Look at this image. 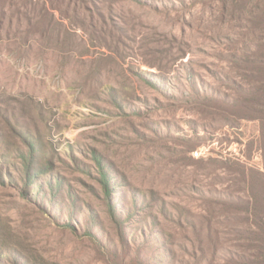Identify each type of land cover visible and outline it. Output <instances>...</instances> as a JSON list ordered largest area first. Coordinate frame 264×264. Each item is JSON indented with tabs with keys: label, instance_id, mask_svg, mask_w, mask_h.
Masks as SVG:
<instances>
[{
	"label": "rangeland",
	"instance_id": "374dc122",
	"mask_svg": "<svg viewBox=\"0 0 264 264\" xmlns=\"http://www.w3.org/2000/svg\"><path fill=\"white\" fill-rule=\"evenodd\" d=\"M263 124L264 0H0V264H244Z\"/></svg>",
	"mask_w": 264,
	"mask_h": 264
},
{
	"label": "trees",
	"instance_id": "16d2710c",
	"mask_svg": "<svg viewBox=\"0 0 264 264\" xmlns=\"http://www.w3.org/2000/svg\"><path fill=\"white\" fill-rule=\"evenodd\" d=\"M260 117V111L255 107L249 109L246 116L242 118L261 121ZM257 151L262 159L263 170L247 165L239 159L234 160L232 163L242 180L247 183L246 211L250 213V225L255 229L254 241L251 246L245 249L248 255L242 257L244 264H264V124L259 131ZM29 171L30 169L27 171L28 176L30 175ZM235 198L238 199V197Z\"/></svg>",
	"mask_w": 264,
	"mask_h": 264
},
{
	"label": "built area",
	"instance_id": "2783aa9c",
	"mask_svg": "<svg viewBox=\"0 0 264 264\" xmlns=\"http://www.w3.org/2000/svg\"><path fill=\"white\" fill-rule=\"evenodd\" d=\"M199 152H197V151H195V152H193V155L195 156V157H198L199 156Z\"/></svg>",
	"mask_w": 264,
	"mask_h": 264
}]
</instances>
